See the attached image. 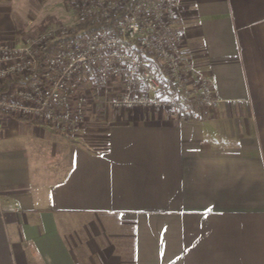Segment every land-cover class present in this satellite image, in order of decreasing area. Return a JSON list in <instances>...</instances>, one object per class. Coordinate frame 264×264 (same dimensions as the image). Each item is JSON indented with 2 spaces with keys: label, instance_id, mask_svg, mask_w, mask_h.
Listing matches in <instances>:
<instances>
[{
  "label": "crops",
  "instance_id": "1",
  "mask_svg": "<svg viewBox=\"0 0 264 264\" xmlns=\"http://www.w3.org/2000/svg\"><path fill=\"white\" fill-rule=\"evenodd\" d=\"M47 1L0 0V39L55 17ZM178 19L215 108L105 111L104 149L0 119V264H264V0H184Z\"/></svg>",
  "mask_w": 264,
  "mask_h": 264
},
{
  "label": "built area",
  "instance_id": "2",
  "mask_svg": "<svg viewBox=\"0 0 264 264\" xmlns=\"http://www.w3.org/2000/svg\"><path fill=\"white\" fill-rule=\"evenodd\" d=\"M183 1L71 0L70 23H29L19 41L0 39V119L36 121L74 135L90 107L103 104L101 112L143 108L178 118L215 108L213 81L183 53ZM80 23L106 28L86 33L76 28ZM138 48L158 59L164 77ZM4 209L16 211L18 204Z\"/></svg>",
  "mask_w": 264,
  "mask_h": 264
},
{
  "label": "rangeland",
  "instance_id": "3",
  "mask_svg": "<svg viewBox=\"0 0 264 264\" xmlns=\"http://www.w3.org/2000/svg\"><path fill=\"white\" fill-rule=\"evenodd\" d=\"M70 1L71 0H69V2H67L66 0H49V1H47L45 4L46 10L52 11L53 12L52 14L55 17L51 16V18L44 19L43 21L54 22V23H57L59 25L68 24L71 21H73L74 13H73L72 9L69 8V6L71 4ZM68 3H69V6L67 5ZM98 100H100V104L103 103V100H101V99H98ZM100 104H98V105H100ZM104 107L106 108V106L104 104L100 110H98L95 106L90 107V111L88 113V118L86 119L87 120L86 123H88V124L83 123V125L80 126V128L77 130V132L74 135L71 134L72 137L73 136H77V137L79 136V138H78L79 140H81V141L85 140L84 142H87V144H90L92 147L98 148V149H104V147H105V137H104L105 135L104 134H105V129L107 128V124H108V121L107 122L105 121V116H104L105 112L104 111L101 112V110H103ZM111 111L114 112V110H111ZM85 125L87 127L89 126L88 127L89 131L91 129V126H98V129H101V131H102V137H97L95 135H91V138L84 137L82 134L84 132L86 133V130H85L86 127H83ZM103 129H104V131H103ZM89 133L93 134L95 132H93L91 130ZM83 137H84V139H83Z\"/></svg>",
  "mask_w": 264,
  "mask_h": 264
},
{
  "label": "trees",
  "instance_id": "4",
  "mask_svg": "<svg viewBox=\"0 0 264 264\" xmlns=\"http://www.w3.org/2000/svg\"><path fill=\"white\" fill-rule=\"evenodd\" d=\"M67 2H69V0H66ZM135 0H131L130 4L132 2H134ZM69 6V3L67 4ZM70 8V6H69ZM125 12L123 11L122 13H120L118 16L116 17H113L112 18V21L113 20H116L118 19V17H121L122 14H124ZM76 28H84L86 30V33L87 32H90V31H94V30H97V29H102V28H106V26L102 25V24H97V25H92V26H88L86 23H80ZM76 35V32H73L72 33V36ZM139 55L146 61H148V65L151 69L155 70L158 72V74H160L162 77H164V69L162 67V65L159 63L158 59L155 58L153 56V54L143 48H138L137 49ZM55 133H60V134H66L62 131H59V130H53ZM66 135H69V134H66Z\"/></svg>",
  "mask_w": 264,
  "mask_h": 264
}]
</instances>
